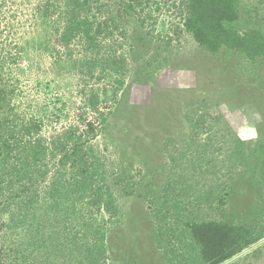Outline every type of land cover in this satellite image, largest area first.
<instances>
[{
	"label": "trees",
	"instance_id": "trees-1",
	"mask_svg": "<svg viewBox=\"0 0 264 264\" xmlns=\"http://www.w3.org/2000/svg\"><path fill=\"white\" fill-rule=\"evenodd\" d=\"M148 1H42L36 17L57 16L66 21L63 29L55 28L58 45L68 48L77 39L85 46L79 70L87 76L86 85L92 78L114 76L109 86L82 88L79 114L59 129L63 111L24 105V47L8 17L11 0H0V264L118 263L120 251L112 238L128 220L123 198L135 196L151 180L144 167L136 168L137 161L121 160L109 166L95 140L100 136L115 142L123 155L135 148L130 129L126 123L120 127L116 118L121 90L137 69L127 55L136 38L128 27L136 21L144 25L140 19L151 5ZM239 3L172 0L171 6H179L180 18L175 35H168V46L173 37L190 36L213 55L230 51L247 62L263 59L264 13L258 10H264V0L254 7L251 20L244 22ZM117 30L123 36L120 47L128 50L119 56L114 39ZM146 35L138 40L147 44L150 31ZM59 46L53 53H60ZM158 50V58H143L154 70L173 58L167 47L161 45ZM108 94L112 105L106 108L102 103ZM127 105L126 113L137 109ZM186 113L189 136L185 144L174 146L177 153L173 149L163 153L167 174L179 176L180 191L172 195L164 189L142 196L154 225L152 243L168 253L162 255L168 264H226L252 246L263 247L264 252L263 217L250 225L229 222L225 212H218L227 203L232 181L240 176L264 196V142L245 141L224 115L206 108H188ZM138 122L143 124V120ZM121 128L124 134L118 137L114 131Z\"/></svg>",
	"mask_w": 264,
	"mask_h": 264
},
{
	"label": "rangeland",
	"instance_id": "rangeland-1",
	"mask_svg": "<svg viewBox=\"0 0 264 264\" xmlns=\"http://www.w3.org/2000/svg\"><path fill=\"white\" fill-rule=\"evenodd\" d=\"M42 1L11 0L7 11L13 24L12 29L14 32L19 31L24 47V105L30 103L32 108L40 107L43 111L53 107L63 111L64 120L58 127L61 129L65 125L64 121L73 120L79 114V105L84 101V94L80 92L82 88L109 86L114 76L100 80L92 78L86 85L87 76L79 70L85 60V46L77 39L68 48L58 45L59 36L55 28L63 29L66 21L57 16H50L49 20L36 17ZM260 1L240 0L241 22L251 20L250 15H255L254 9ZM148 3L151 5L141 13L140 21L143 20L144 25L136 21V24L132 22L128 27V32L136 38L127 55L130 63L137 65V69L133 70V75L128 77L121 90L122 105L116 118L120 127L126 123L130 129L131 139L136 140L135 148L125 150L123 155L115 142L100 136L95 140L103 150L109 166L118 165L121 160L137 161L136 168L144 167L146 177L151 180L135 196L123 198L128 220L112 238L117 251H120L117 264H168L163 258L168 253L152 243L154 225L147 212V199L142 196H154L164 189H169L172 195L180 191L181 185L176 180L179 176L167 174L168 168L164 166L167 160L163 153L171 149L177 153L174 146L182 147L185 144L189 136L186 120L188 108L199 111L206 108L210 112L222 114L245 141L256 144L264 142V58L247 62L236 52L222 51L213 55L198 47L190 36L180 40L173 37L168 46V35H175V23L180 18L177 12L179 6H171L172 0H149ZM249 9L253 10L252 13H249ZM258 11L264 13V10ZM147 31H150V35L146 44V41L138 39L145 36ZM161 34L165 36L164 41ZM122 38L117 30L114 36L117 56L124 50L128 51L126 46L120 47ZM161 45L171 51L173 58L169 64L154 70L143 58L157 57ZM56 46L60 47V53H53ZM172 49H175L174 53ZM156 66L157 63L154 64ZM109 97V94L106 95L107 101L102 106L109 108L112 105ZM57 99V104L53 106L52 102ZM128 103L137 109H128L126 113L124 109L130 107ZM139 119L143 120V124L138 122ZM123 129L114 132L120 137L124 134ZM201 137L204 139L206 134ZM228 193L227 203L218 210L225 212V220L254 225L264 218V196L246 178L240 176L233 180ZM193 196L190 198L195 200ZM262 248H247L226 264H264ZM122 253H126L125 258Z\"/></svg>",
	"mask_w": 264,
	"mask_h": 264
}]
</instances>
